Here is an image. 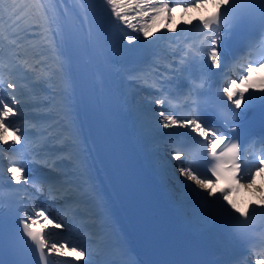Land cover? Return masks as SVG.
Returning a JSON list of instances; mask_svg holds the SVG:
<instances>
[{
  "label": "snow or ice",
  "instance_id": "obj_1",
  "mask_svg": "<svg viewBox=\"0 0 264 264\" xmlns=\"http://www.w3.org/2000/svg\"><path fill=\"white\" fill-rule=\"evenodd\" d=\"M74 3L78 11L70 9L66 0H0V264L9 243L5 186L15 198L20 242H30L40 264H49L50 256L64 258L63 264H98L88 248L66 237L50 239V229L73 226L81 231L96 229L89 230V238H97L109 254L102 264H126L122 259L126 249L113 239L116 233L92 175L90 149L76 113L89 98L82 87L84 68L93 55L103 56L93 29L100 12L108 18L106 31L120 57L141 55L145 47L151 50V62L130 71L128 80L154 90L148 118L152 133L187 130L163 133L186 138L182 147L172 149L171 160L160 163L162 178L172 184L177 202L195 205L198 223L216 232L222 248L248 241L244 264H264V231L254 234L250 229L258 210L264 215V183H256L257 176L264 181V137L252 161L242 155L240 143L248 112L264 110V75H257L264 73V0ZM209 5L215 11L184 19L192 11L208 12ZM177 10L180 22L173 26ZM253 16L260 21V38L250 41L244 55L232 57L229 63L228 41ZM192 30L195 40L189 42L185 36L181 44L177 37ZM82 51L89 57L83 62ZM173 81L175 92L168 87ZM214 85L222 107L213 98ZM209 115L223 122V131L209 122ZM35 164L50 175L32 176ZM242 192H251L256 202L241 209ZM39 195L58 202L57 215L37 204Z\"/></svg>",
  "mask_w": 264,
  "mask_h": 264
},
{
  "label": "bare ground",
  "instance_id": "obj_2",
  "mask_svg": "<svg viewBox=\"0 0 264 264\" xmlns=\"http://www.w3.org/2000/svg\"><path fill=\"white\" fill-rule=\"evenodd\" d=\"M66 2L74 11L79 10L78 6L74 3V0H66ZM180 16L181 12L177 10L174 13V26L176 23L180 22ZM107 19V16L100 12L93 20V24L95 23V20H98L102 25L103 30L98 31L96 27L93 28L97 36V46L102 50L103 56L97 57L94 55L93 60L87 64L92 74L91 85L94 89V94L92 96L93 103L96 104L101 112L109 115L107 116L112 121L113 127L117 132L119 145L125 150V152H129L130 156L128 157H132L133 164L135 166L141 165L144 175L156 182L157 186H160V193L164 199H171L172 197H175L172 191V184L159 178V175L162 174L160 171L162 157L159 156L160 153H157L155 150V148H158V150L163 148V150L166 151V147L157 144L158 142H161L162 139H158L154 134L150 135L144 131L146 127H143V122L141 123L139 121V110L136 109L137 107L134 105L133 98L129 95L128 89L130 87L126 85V82L128 81V73L131 71V69H127L126 65H132L144 56L145 58L143 59L146 61L145 63L150 62L148 59L152 57L148 53L151 50L145 47L141 49V55L130 58L120 57L118 49L113 47V37L106 31L108 28ZM184 19L188 20L190 19V16L188 17L186 14ZM160 27L162 28L163 25L161 24ZM164 35L167 36L172 34L165 33ZM185 36L187 35L181 33L177 37L181 44L184 43ZM187 37L189 38V36ZM191 41L192 38H189V42ZM161 43L163 44L164 42L162 41ZM85 60H88V58L83 59V61ZM77 112L76 109V113ZM77 117L82 139L90 149L91 153V144L88 140V131L82 122L83 118L81 114L78 116V113ZM164 133L169 132L164 131ZM120 134L125 139V143L121 140ZM129 164H131V162H129ZM93 173H101V171L94 168ZM101 174L105 175L103 172ZM262 183H264V181H262L261 184ZM193 187H195V185ZM197 190L199 191V189ZM185 205L193 220L198 223L196 215L198 209L192 203H186ZM94 261L98 262L96 258Z\"/></svg>",
  "mask_w": 264,
  "mask_h": 264
},
{
  "label": "rangeland",
  "instance_id": "obj_3",
  "mask_svg": "<svg viewBox=\"0 0 264 264\" xmlns=\"http://www.w3.org/2000/svg\"><path fill=\"white\" fill-rule=\"evenodd\" d=\"M174 25V24H173ZM156 149V148H155ZM184 178V177H183ZM185 179V178H184Z\"/></svg>",
  "mask_w": 264,
  "mask_h": 264
}]
</instances>
